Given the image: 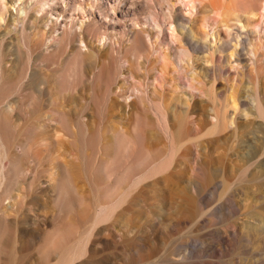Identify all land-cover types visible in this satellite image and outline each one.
<instances>
[{"label": "rangeland", "instance_id": "obj_1", "mask_svg": "<svg viewBox=\"0 0 264 264\" xmlns=\"http://www.w3.org/2000/svg\"><path fill=\"white\" fill-rule=\"evenodd\" d=\"M12 1L0 0V264H264L263 119L221 106L232 94L250 111L254 88L264 95V1L230 64L222 43L190 35L218 26L205 0ZM31 68L48 73L28 87ZM191 73L219 101L221 132H208L211 99ZM63 78L80 82L57 99ZM59 111L75 135L56 132ZM136 123L149 133L130 149L173 151L171 165L152 173L123 157L124 182L107 191L97 168L116 128L132 136Z\"/></svg>", "mask_w": 264, "mask_h": 264}, {"label": "bare ground", "instance_id": "obj_2", "mask_svg": "<svg viewBox=\"0 0 264 264\" xmlns=\"http://www.w3.org/2000/svg\"><path fill=\"white\" fill-rule=\"evenodd\" d=\"M260 1H262V0H243L242 2H240L239 0H205L204 4H203V10L205 12H210V13H213L216 15L218 14L219 17L215 18V21H214L218 26H217V28H214V27L212 28L211 36H209V34L207 32H205L204 30H202V28H201L200 32H198L197 35H194L193 33L190 32L192 39H194V41H196V43H198L201 39L204 41L209 40V42L213 44V47H214V45H217L218 43H222L219 46V52L220 53L225 52L226 50H231L228 54H226L224 56L226 59H228L229 64H230V60L233 57H235V61L239 60V58L241 57V54L239 53V50H238V46L240 45V41H239L240 37H243L245 39V38H248V34L256 35V32L254 31L253 28L251 30H249V32H248V29H250V27H254L256 24V21H253L254 20L253 17H255L254 10L257 6H259L258 2H260ZM10 4L14 5V2L12 0H10ZM21 9H23V8H21ZM22 15H23V13H22ZM151 19H152V21L155 22V20L158 19V17H156L154 15L151 17ZM17 40L19 41V39H17ZM248 46L250 47V49L248 50L247 53H251L256 57V54L258 51L256 48V45L254 43H252V41H250L248 43ZM263 49H264V45H263ZM142 50H143L142 44L140 43L139 40L136 39L133 43L132 48H131L132 54L134 56H138ZM175 57H176V60L178 61L179 67L181 69H184V71L186 70L185 72L189 73V71L185 68L186 66L191 67L190 58H189V54H188L187 50L182 49V50L177 51ZM182 63H186V66ZM70 69H71V71L77 72L79 68L76 66H73ZM41 73L46 75L48 73V71L44 68H40V70H38V71L35 68H31L29 78H28L26 85L28 87H32L34 76H38ZM257 74H258V72H257ZM196 76H197L196 73H191L189 76H186V77L184 76V79L185 78L189 79L188 86L191 89L198 91L199 95H205L207 97L209 96V99H211L212 105H210V106L208 105L209 106L208 107V109H209L208 114L210 117V118L208 117V119L213 120V121L210 122L207 119L209 121V126L207 127L209 130L208 132L210 134H213L215 131L221 132L220 129L223 128L222 125H224L223 122H225V121L223 118H221V116H218V114H217L219 109H217L216 107L220 106V103L216 99V96H214L215 94H212V93L209 94L207 92L208 90L202 88V86H203L202 82L200 80H198L197 79L198 77H196ZM191 81H192V83H191ZM79 82H80L79 78H75L72 80H68L66 78H63L57 84V85H59V88H58L57 93H56V95H58V96H56L57 99L59 98L60 92H62L63 90H65V91L72 90V88H74ZM198 84L201 85V86L199 85L200 88L197 87ZM37 91L42 92V89L37 88ZM190 96H192V95H190ZM251 96H252L251 98H248V101L251 103V110L250 111L242 109L243 104L241 102L239 103L238 100L232 94H230V96L228 97V101L225 102V104H223L221 106L225 109V111L231 110L232 112H235V113L242 111L243 117H247L249 115H252L253 114L252 112H254L255 114L257 113L258 117L260 115L261 116L260 118L263 119V121H264V117L262 116L264 114V111L262 110V108H263L262 105H264V95L261 96V93H259L257 91V86H256V88H254V91L252 92ZM185 106H186V111L183 114L184 117L185 116L188 117L189 114H193L196 112V108L194 107V104L191 105V104L186 102ZM204 106L202 105L201 108H203ZM201 111L203 112V110H201ZM63 113L61 111H59V117H56V119L54 120V122H56L54 129L56 130V132H62L63 134H70V135L74 134L75 135V133L71 129L69 120H67L68 118L64 117V115H66V114L65 113L63 114ZM91 116H93V115H91ZM164 117L166 118V114L164 112H162V119L160 121V125H161V128L163 129V131L167 132V131H170L169 130L170 125L168 126ZM186 117L184 119H186ZM224 117H226V116L224 115ZM183 118L178 117L176 124H177V126H179V128H177V129H180V127H183L184 124L186 123L185 120H183ZM89 119H91V118H89ZM89 119H87V122L84 121L85 125H89V122L91 121V120L89 121ZM228 119L229 118H227V120ZM228 121H229L228 123L230 126L235 125L234 124V118L231 117V119H229ZM263 121H262V123H264ZM90 126H91V124H90ZM262 126H261V128H262ZM133 128L134 129H132V131L133 132L136 131L138 133V134L136 133L137 134L136 136L134 135V133L131 130H128V134L129 135L132 134V136H127V134H126L127 131H125V133L120 132L116 128L115 134H113L112 144L109 143L110 146L108 148L109 149L108 154L110 153V156H107L108 159L106 161H104L103 163L99 164V168H97L100 173H101V171H103V173H101V174L103 175V177L105 179L104 186H105L107 191H109V190L112 191L114 189L119 188L121 183L124 182L123 177L126 176L127 171H123V170L120 171V168H123L122 164H124L122 161L123 157L125 158V161L127 162L126 163L127 166L130 165L128 163H130L132 161L141 163V167L139 170H145L147 167H149L151 165V168H149V172H152V173H156V172L158 173V172L164 171V169H167L171 165V157L173 156V154H171V153L173 151L171 153L169 152L171 155L168 153V155H170V157H167L168 155L165 154L167 159H164L166 157H163V156H161L162 158L159 156L160 157V159H159V157H155L156 156L155 154H154V156H152L150 153L151 151L144 149L145 147L143 149L140 148V150L137 149L138 153H137V151H135L136 149H134L133 147L130 149V146L132 144L134 145L136 142L140 141L141 137L144 135V132L148 131V130H146V128L143 124L138 125L136 123ZM235 128H236V126H234V129ZM170 129H171V127H170ZM129 131H131V132H129ZM204 131H205V129H204ZM77 132H78V130H77ZM147 133H149V132H147ZM170 134H171V131H170ZM149 136H151V134ZM263 138H264V135H263ZM125 170H127V169H125ZM119 172H120V174H118V176H114V175H116L115 173H119ZM73 174H74L73 170L71 169L70 176H72ZM112 177H114V178L111 181ZM65 184H67V183H65ZM105 188H104V190H105ZM100 213H103V212L100 211ZM103 216H104V213H103ZM100 217H102V216H100Z\"/></svg>", "mask_w": 264, "mask_h": 264}]
</instances>
